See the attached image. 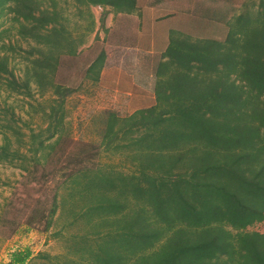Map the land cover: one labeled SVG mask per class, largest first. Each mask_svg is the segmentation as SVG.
I'll return each mask as SVG.
<instances>
[{"label":"trees","instance_id":"obj_1","mask_svg":"<svg viewBox=\"0 0 264 264\" xmlns=\"http://www.w3.org/2000/svg\"><path fill=\"white\" fill-rule=\"evenodd\" d=\"M74 1L87 9L86 35L95 27L91 5L115 12L137 6ZM55 5L0 0V88L31 95L33 85L51 94L47 134H32L33 156L20 150V138L13 147L4 133L0 142V162L27 172V160L47 163L67 138L64 102L75 88L59 82L57 71L86 39L67 28ZM226 26L223 39L170 30L156 66L155 102L126 116L104 113L103 150L121 148L133 170L90 167L85 158L57 165L68 189L62 203L70 202L69 212L89 230L76 237L72 256H53L55 264H264V232L249 229L264 221V0L245 5ZM15 57L26 61L20 77L8 67ZM103 59L100 51L86 68L93 81ZM28 255L14 250L9 264H24Z\"/></svg>","mask_w":264,"mask_h":264},{"label":"rangeland","instance_id":"obj_2","mask_svg":"<svg viewBox=\"0 0 264 264\" xmlns=\"http://www.w3.org/2000/svg\"><path fill=\"white\" fill-rule=\"evenodd\" d=\"M44 1L46 5L56 4L60 15L68 19L67 28L86 39L75 55L61 58L57 71L59 82L75 88L64 102L65 142H59L47 163L34 166L32 160H27L30 172L17 164L0 162V264H9L14 250H29L24 264H55L53 256L62 260L73 255L76 237L85 235L89 227L69 212L70 202L62 203L68 189L66 183L60 185L65 180L61 171L54 172L57 165L66 159L85 158L90 167L105 164L106 168L127 173L133 170L130 155L121 148L103 150L104 113L126 116L155 102L156 66L166 49L170 30L192 37L223 39L227 20L245 5L259 2L137 0L131 12H115L108 5L95 4L90 6L95 27L86 35L87 9L79 11L74 0ZM20 44L27 47L29 42ZM100 51L104 52L103 66L99 79L93 81L86 68ZM25 63L15 57L8 67L20 77ZM31 93L9 95L0 88V142L4 133L13 147L20 138V150L28 157L34 155L33 147L38 146L32 134H47L43 131L47 126L44 111H49L51 96L50 92H37L33 85ZM86 141L91 145L82 153L80 149ZM29 145L31 150L25 151ZM55 192L58 207L49 217ZM249 229L264 232V221Z\"/></svg>","mask_w":264,"mask_h":264}]
</instances>
